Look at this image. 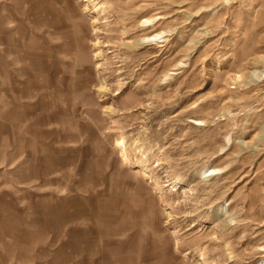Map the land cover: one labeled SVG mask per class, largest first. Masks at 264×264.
I'll use <instances>...</instances> for the list:
<instances>
[{"label":"rangeland","instance_id":"1","mask_svg":"<svg viewBox=\"0 0 264 264\" xmlns=\"http://www.w3.org/2000/svg\"><path fill=\"white\" fill-rule=\"evenodd\" d=\"M262 249L264 0H0V264Z\"/></svg>","mask_w":264,"mask_h":264},{"label":"bare ground","instance_id":"2","mask_svg":"<svg viewBox=\"0 0 264 264\" xmlns=\"http://www.w3.org/2000/svg\"><path fill=\"white\" fill-rule=\"evenodd\" d=\"M98 11V9H96V12ZM152 19H145L142 21V26L145 27V26H148L152 23ZM163 38V33H157V34H154V35H150V36H147V37H144L142 38L141 42H144V43H149V42H152V41H156L157 39H162ZM192 124L196 125V126H201L203 125L202 122L200 121H191ZM114 146L115 148L118 149L119 151V156L122 160V162H124L125 164H129V155H128V152L126 151V147H125V142L123 139H119V140H116L115 143H114ZM217 170L215 169H210L208 171H205L201 174V177H209V176H212L216 173ZM136 173L138 174H141L143 176H146V174L148 173L147 171V168L143 167V166H138L136 167ZM216 175V174H215ZM263 252H264V249H262Z\"/></svg>","mask_w":264,"mask_h":264}]
</instances>
